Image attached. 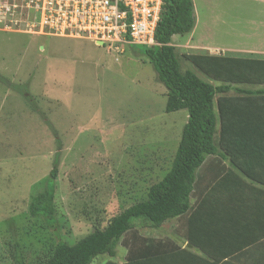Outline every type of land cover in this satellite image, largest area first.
<instances>
[{
    "label": "rangeland",
    "instance_id": "rangeland-1",
    "mask_svg": "<svg viewBox=\"0 0 264 264\" xmlns=\"http://www.w3.org/2000/svg\"><path fill=\"white\" fill-rule=\"evenodd\" d=\"M194 3L196 28L171 39L181 71L218 86L187 56L264 60V0ZM32 21L23 0H0V264H43L57 242L73 245L144 199L170 169L187 118L185 110L165 112L166 90L139 47L41 36L31 32ZM43 118L60 143L54 228L28 211L56 152ZM124 255L117 246L111 260Z\"/></svg>",
    "mask_w": 264,
    "mask_h": 264
},
{
    "label": "trees",
    "instance_id": "trees-1",
    "mask_svg": "<svg viewBox=\"0 0 264 264\" xmlns=\"http://www.w3.org/2000/svg\"><path fill=\"white\" fill-rule=\"evenodd\" d=\"M194 26L192 0H163L156 45L139 47L166 90L165 112H187L170 169L148 188L145 199L120 211L102 230L92 231L73 245L57 242L43 264H91L97 256L114 258L117 246L126 250L124 264H190L193 254L188 246L142 237L139 230H156L167 221L187 217L190 200L197 197L196 203L202 202L206 194L218 190L227 172L264 186V60L188 55L203 75L221 83L218 86L190 70L181 71L171 39L190 34ZM43 121L55 138L56 152L43 190L31 199L28 211L54 228L60 143L51 124ZM188 236L185 221L182 237L189 241ZM17 263L23 264L19 258Z\"/></svg>",
    "mask_w": 264,
    "mask_h": 264
},
{
    "label": "crops",
    "instance_id": "crops-1",
    "mask_svg": "<svg viewBox=\"0 0 264 264\" xmlns=\"http://www.w3.org/2000/svg\"><path fill=\"white\" fill-rule=\"evenodd\" d=\"M192 3L196 28L194 0ZM260 46H264V41ZM216 51L219 54L221 51L223 55L226 52L219 49ZM252 53L258 52L248 51V54ZM259 53L264 54V51ZM196 199L194 197L190 200L192 209L187 217L170 220L176 224L163 238L159 237V231L170 221L154 230L157 233L155 237L148 232L153 229H141L139 234L142 237L169 240L181 248L188 246L189 252L193 254L190 264H264V186L251 184L236 172H227L220 179L218 190L206 194L202 202L196 203ZM185 221L189 241L182 237ZM227 252L230 254L227 255ZM125 262L126 250L120 261L116 262L108 257L103 264Z\"/></svg>",
    "mask_w": 264,
    "mask_h": 264
},
{
    "label": "built area",
    "instance_id": "built-area-1",
    "mask_svg": "<svg viewBox=\"0 0 264 264\" xmlns=\"http://www.w3.org/2000/svg\"><path fill=\"white\" fill-rule=\"evenodd\" d=\"M33 10L31 32L82 38L97 47L155 46L163 0H23Z\"/></svg>",
    "mask_w": 264,
    "mask_h": 264
}]
</instances>
